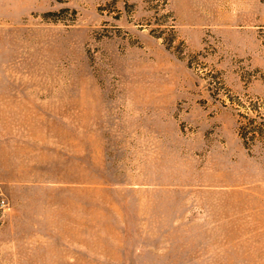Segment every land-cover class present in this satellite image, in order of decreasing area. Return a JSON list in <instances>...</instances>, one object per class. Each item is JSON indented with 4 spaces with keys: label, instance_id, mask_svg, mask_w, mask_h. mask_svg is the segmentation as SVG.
Listing matches in <instances>:
<instances>
[{
    "label": "rangeland",
    "instance_id": "1",
    "mask_svg": "<svg viewBox=\"0 0 264 264\" xmlns=\"http://www.w3.org/2000/svg\"><path fill=\"white\" fill-rule=\"evenodd\" d=\"M264 0H0V264H264Z\"/></svg>",
    "mask_w": 264,
    "mask_h": 264
},
{
    "label": "trees",
    "instance_id": "2",
    "mask_svg": "<svg viewBox=\"0 0 264 264\" xmlns=\"http://www.w3.org/2000/svg\"><path fill=\"white\" fill-rule=\"evenodd\" d=\"M253 123L254 119H250L249 124L241 127L240 135L243 138L245 144H247V140H251L253 142L258 139L257 137L264 138V123L258 125Z\"/></svg>",
    "mask_w": 264,
    "mask_h": 264
},
{
    "label": "built area",
    "instance_id": "3",
    "mask_svg": "<svg viewBox=\"0 0 264 264\" xmlns=\"http://www.w3.org/2000/svg\"><path fill=\"white\" fill-rule=\"evenodd\" d=\"M8 206L7 199L0 193V208H6Z\"/></svg>",
    "mask_w": 264,
    "mask_h": 264
}]
</instances>
